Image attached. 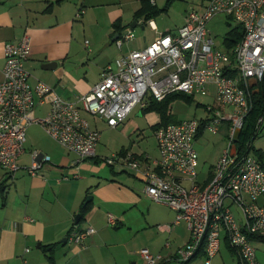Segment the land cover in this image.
<instances>
[{"label":"crops","instance_id":"0c3cea01","mask_svg":"<svg viewBox=\"0 0 264 264\" xmlns=\"http://www.w3.org/2000/svg\"><path fill=\"white\" fill-rule=\"evenodd\" d=\"M176 1L185 4L180 2L181 8L174 13ZM207 1L0 0V82L3 80L6 43L18 42L28 35L31 54L26 68L31 73V85L41 80L60 97L76 100L99 83L106 66L115 70L117 58L131 50L145 48L159 33L176 34L185 24L188 12ZM80 9L85 11L77 17ZM170 13L174 20L169 18ZM235 25V21L233 25L229 24L226 33ZM129 27L141 31L144 43L131 47L129 41L120 48L116 39ZM226 33L220 45L210 31L216 49L231 52L225 43ZM48 62H57V65L43 68L42 65ZM256 84L252 81L251 87ZM207 89V94L202 96L211 98L210 105L230 110L217 101L214 84H209ZM258 89L256 85L255 90ZM181 99L194 100L174 96L156 100L158 103L154 108H147L154 100L149 94L144 105L137 104L115 127L81 109L83 116L87 113L94 116V121L89 122L101 133L97 155L82 160L52 139L41 124L30 125L15 177L10 178L0 169V183L4 187V191H0V264H145L139 254L143 248L161 254V264H206L204 245L191 259L179 262L178 250L190 241L187 222L176 223V210L151 199L145 193L144 181L134 170L106 162L112 154H131L141 160L142 167L151 163V168L157 169L153 162L160 157L156 128L193 118L200 122L195 143L208 131L223 132L228 142V122L220 124L216 131L210 130L206 127L212 117L207 110L209 105L204 107L206 115L197 118ZM196 107L199 108L200 103ZM50 109L51 101L48 100L36 107L35 116L45 117ZM262 127L264 129V121ZM253 146L263 154L264 164V140L258 147L254 143ZM33 150L50 156V161L45 162L35 175L25 169L32 162ZM146 155L148 159H145ZM221 157H216L214 164L201 167L198 155L197 182L200 186L211 181ZM181 181L186 186L190 184L187 179ZM256 201L263 205L264 196ZM225 206L244 226L241 208L229 198L225 200ZM109 214L115 217L116 224H109ZM90 225L96 233L86 239L83 246L69 240L73 230H83ZM263 239L262 236L252 239L260 264L258 252L262 251L264 257ZM211 264H242L225 230L221 231L220 251Z\"/></svg>","mask_w":264,"mask_h":264},{"label":"built area","instance_id":"2783aa9c","mask_svg":"<svg viewBox=\"0 0 264 264\" xmlns=\"http://www.w3.org/2000/svg\"><path fill=\"white\" fill-rule=\"evenodd\" d=\"M84 11L78 10L76 16ZM219 13L231 16L244 28L243 38L231 52L216 49L210 35L208 22ZM134 38V29L129 27L116 39V44L121 48ZM30 54L28 35L18 42H7L4 48L0 82V169L10 178L15 177L20 169L18 158L25 151L27 129L34 123L41 124L52 139L75 152L80 160L93 158L97 155L101 133L91 126L81 109L115 127L137 104L144 105L149 94L158 101L180 92L205 95L208 85L214 84L217 101L230 110L207 106L212 117L206 127L216 131L220 124L228 122L230 130L228 146L207 185L200 186L197 182L195 140L200 122L196 118L156 128L160 157L153 162L157 169H152L151 163L142 167L141 160L131 154H112L106 162L134 170L144 181L145 193L151 199L176 210V223L187 222L190 241L178 250L179 262L191 259L204 245L206 264H211L220 251L221 231L225 230L242 264H260L251 235L264 237V204L256 201L264 196V167L251 150L263 131L264 116L259 117L255 134L248 140L244 152L236 146L240 136L236 139L235 134L238 129L242 132L253 107L252 81L264 82V0H208L188 12L185 24L176 34L159 33L145 48L117 58L115 70L106 66L99 83L76 100L60 97L41 80L32 86L31 73L26 68ZM48 100L51 109L47 115L36 117V107ZM31 154L32 162L25 169L35 175L50 161V156L39 150ZM148 158L146 155L145 159ZM181 179H187L190 184L184 185ZM228 198L241 208L244 226L225 206ZM108 221L116 224L111 214ZM95 233L96 229L90 225L73 230L69 240L83 246ZM139 254L145 264L163 261L161 254L152 253L148 248L139 250Z\"/></svg>","mask_w":264,"mask_h":264},{"label":"rangeland","instance_id":"374dc122","mask_svg":"<svg viewBox=\"0 0 264 264\" xmlns=\"http://www.w3.org/2000/svg\"><path fill=\"white\" fill-rule=\"evenodd\" d=\"M184 3V1H176L174 3V13L178 12V9L181 8V4ZM185 4V3H184ZM172 10V12H173ZM172 13H170L169 18L172 20L173 17ZM234 20L223 13H219L216 15L213 19H211V22L209 24V29L212 33V35L215 37V40L217 42H221L224 37V34L229 30L230 26L229 24L233 25ZM135 39L133 41H130L129 46L135 47L138 46L140 43H144L142 39V34L141 31H135ZM220 44V45H221ZM194 99V100H193ZM188 107H189V112L191 114H194L195 117L200 118L202 116L206 115V110L204 109L205 105H210L212 103L210 97H205L202 95H197L195 97H192L193 102L186 101L184 99H181ZM197 103H200V107H196ZM185 114V113H184ZM84 116L90 121H94V116L91 114H84ZM98 120V118H97ZM262 130L264 131L263 127ZM263 131L256 137L254 140L255 146H259V142L264 140V134ZM228 142L223 136V132L214 134L212 132H206L202 137H200L196 143H195V149L199 155V160H200V166H209L211 164L215 163V158L219 157L220 155L224 154V150L227 148ZM256 148V147H255ZM222 153V154H221ZM262 251H259V257L260 261L262 264H264V257L261 256Z\"/></svg>","mask_w":264,"mask_h":264},{"label":"trees","instance_id":"16d2710c","mask_svg":"<svg viewBox=\"0 0 264 264\" xmlns=\"http://www.w3.org/2000/svg\"><path fill=\"white\" fill-rule=\"evenodd\" d=\"M231 17V16H230ZM232 18V17H231ZM233 19V18H232ZM234 20V19H233ZM235 21V20H234ZM244 35V28L241 24L236 22V25L228 32L225 36V43L228 45V47L232 50L237 43L243 38ZM256 85H258L259 89L255 90ZM252 88V100H253V107L250 113L247 115L244 123V127L242 128V132L240 135V138L236 142V146L239 148L241 152H244L245 146L247 145L248 140L255 134V129L257 125V121L259 117L264 116V82L263 83H257ZM179 96L180 98H192L191 96H188L186 93L180 94H171L165 98H172V97ZM154 98V97H153ZM158 102L154 98L153 101L147 106V108H154L155 104ZM157 107V105H156ZM167 124V123H165ZM252 153L257 156V158L262 162L263 164V154L260 152L259 149H256L254 146H252ZM264 166V164H263ZM4 191L3 184L0 183V191ZM259 238V236L251 235V238ZM263 238V237H262ZM264 240V239H263Z\"/></svg>","mask_w":264,"mask_h":264},{"label":"water","instance_id":"95a60500","mask_svg":"<svg viewBox=\"0 0 264 264\" xmlns=\"http://www.w3.org/2000/svg\"><path fill=\"white\" fill-rule=\"evenodd\" d=\"M56 65H57V62H48V63L43 64L42 67H43V68H53V67H55ZM240 132H241L240 129H238V130L236 131V134H235L236 139L239 138V136H240ZM89 199H91V198H89Z\"/></svg>","mask_w":264,"mask_h":264}]
</instances>
